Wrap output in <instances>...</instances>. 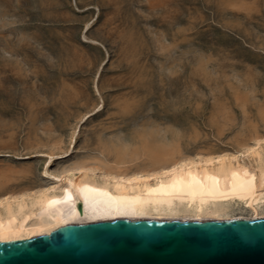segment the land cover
Returning a JSON list of instances; mask_svg holds the SVG:
<instances>
[{"label":"rangeland","instance_id":"rangeland-1","mask_svg":"<svg viewBox=\"0 0 264 264\" xmlns=\"http://www.w3.org/2000/svg\"><path fill=\"white\" fill-rule=\"evenodd\" d=\"M262 139L264 0H0V198Z\"/></svg>","mask_w":264,"mask_h":264},{"label":"bare ground","instance_id":"bare-ground-1","mask_svg":"<svg viewBox=\"0 0 264 264\" xmlns=\"http://www.w3.org/2000/svg\"><path fill=\"white\" fill-rule=\"evenodd\" d=\"M263 143L264 139L257 140L241 155L256 159V167L241 162L237 155H218L132 175L117 169L96 176V168H77L59 190L50 187L0 198V243L50 237L60 228L83 224L78 204L90 224L264 218V154L258 148ZM237 209L252 215L233 216Z\"/></svg>","mask_w":264,"mask_h":264},{"label":"water","instance_id":"water-1","mask_svg":"<svg viewBox=\"0 0 264 264\" xmlns=\"http://www.w3.org/2000/svg\"><path fill=\"white\" fill-rule=\"evenodd\" d=\"M0 243V264H264V218L144 219Z\"/></svg>","mask_w":264,"mask_h":264}]
</instances>
